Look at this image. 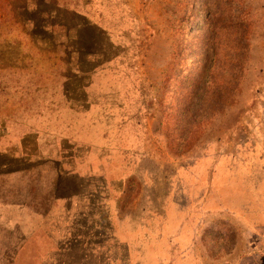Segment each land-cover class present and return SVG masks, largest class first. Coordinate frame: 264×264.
Segmentation results:
<instances>
[{"label": "rangeland", "instance_id": "rangeland-1", "mask_svg": "<svg viewBox=\"0 0 264 264\" xmlns=\"http://www.w3.org/2000/svg\"><path fill=\"white\" fill-rule=\"evenodd\" d=\"M0 264H264V0H0Z\"/></svg>", "mask_w": 264, "mask_h": 264}]
</instances>
